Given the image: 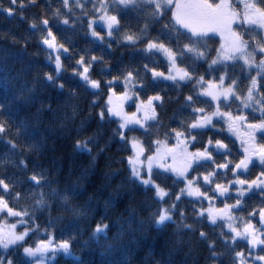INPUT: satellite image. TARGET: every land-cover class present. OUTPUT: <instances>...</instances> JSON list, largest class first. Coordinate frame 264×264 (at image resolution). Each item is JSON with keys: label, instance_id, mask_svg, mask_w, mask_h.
<instances>
[{"label": "trees", "instance_id": "obj_1", "mask_svg": "<svg viewBox=\"0 0 264 264\" xmlns=\"http://www.w3.org/2000/svg\"><path fill=\"white\" fill-rule=\"evenodd\" d=\"M98 8V0H0V199L18 214L19 229L29 231L19 244L0 247V263L31 264L24 249L67 245L69 254H58L52 264H239L247 242L232 239L223 222H209L204 196L236 177L252 184L264 164L242 169L240 144L219 118L206 128L195 124L216 110L242 112L238 99L255 70L238 61L212 65L218 39L182 29L165 3H113L109 12L117 25L97 40L89 29ZM246 31L238 28L252 43ZM48 36L59 48L60 71L44 46ZM149 45L167 49L187 78L157 77L169 64ZM127 76L149 118L143 127L122 130L106 100L110 91H124ZM257 81L264 98V73ZM219 82L235 97L215 101L203 94L205 84ZM256 120L250 111L238 119L242 126ZM177 134L190 154L199 153L187 171L201 191L197 199L178 197L182 180L156 169L151 177L166 192L158 199L129 169L130 137L148 157ZM256 145L264 149V129ZM238 199L226 202L238 204L236 220L256 223L264 193ZM163 208L171 219L158 225ZM256 255L253 264H264V236Z\"/></svg>", "mask_w": 264, "mask_h": 264}, {"label": "rangeland", "instance_id": "obj_2", "mask_svg": "<svg viewBox=\"0 0 264 264\" xmlns=\"http://www.w3.org/2000/svg\"><path fill=\"white\" fill-rule=\"evenodd\" d=\"M134 0H98V15L91 20L90 36L101 40V35L110 36L111 31L117 25L116 20L110 14V6L113 3L126 6ZM154 3H165L170 5L177 24L192 35L214 36L218 39L219 46L211 64H220L228 61H238L243 65L253 68L256 76L252 80L248 91L243 98H239L240 112L237 115H229L216 110L214 113L203 116L195 124L196 128H206L212 125L213 120L219 118L226 127L229 135L239 142L242 152V169H247L260 162L264 164V159L256 158V153L263 148L256 145V135L264 129V98L259 92L257 79L264 73V5L259 0H218L217 4L206 5L200 0H147ZM243 26L247 30L245 41L238 28ZM98 31H101L100 33ZM44 46L54 59V66L60 71L59 48L53 38L48 36L44 41ZM149 48L159 52L168 62L169 69L166 74L156 76L164 80L183 81L187 78L185 72L174 63L173 55L165 48L149 45ZM258 60V61H257ZM85 79L84 76H82ZM124 86L122 93L110 91L107 97V111L115 118L122 130L135 127H143L149 118V107L146 103H140L134 99L132 91V78L127 76L121 81ZM90 86L93 84L90 83ZM203 94L215 101L229 100L235 97L233 88L226 87L219 83L205 84ZM134 104L130 109L131 104ZM250 111L257 120L250 125L242 126L238 119L246 116ZM236 130V131H235ZM131 155L128 158V165L132 177L140 182L144 187H151L155 191L158 199H162L166 192L152 179L154 170L171 173L175 178L182 180L183 187L179 196L189 198H199L201 191L194 182L187 177V171L193 157H198L197 153L190 154L187 140L182 135H175L174 143L168 145L161 141L155 152L145 157L141 143L134 137L129 139ZM223 148V147H221ZM203 155V153H202ZM208 182L206 177L203 178ZM264 193V174L254 180L251 184L240 183L238 178H234L231 184L217 185L214 187V196H204L207 208L202 211L206 214L211 223L223 222L226 230L231 233L232 239L244 240L247 242L249 251L240 255L239 264H253L258 260L256 251L264 236V209L256 215V223L245 222L243 218L236 220L234 210L237 203L227 204L228 199L244 198L251 191ZM171 219L169 209L163 208L158 219V225ZM22 222L18 214L9 209L4 201L0 199V247L5 251L10 247L19 244L29 231L19 229ZM24 256L31 264H52L58 254L68 255L67 245H60L56 249L39 247L24 249ZM5 264V263H0Z\"/></svg>", "mask_w": 264, "mask_h": 264}, {"label": "water", "instance_id": "obj_3", "mask_svg": "<svg viewBox=\"0 0 264 264\" xmlns=\"http://www.w3.org/2000/svg\"><path fill=\"white\" fill-rule=\"evenodd\" d=\"M256 157H257V158H264V151H259V152L256 154Z\"/></svg>", "mask_w": 264, "mask_h": 264}]
</instances>
